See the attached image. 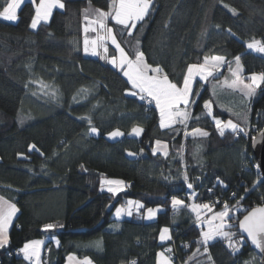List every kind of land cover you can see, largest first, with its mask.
Returning a JSON list of instances; mask_svg holds the SVG:
<instances>
[{
	"label": "trees",
	"instance_id": "trees-1",
	"mask_svg": "<svg viewBox=\"0 0 264 264\" xmlns=\"http://www.w3.org/2000/svg\"><path fill=\"white\" fill-rule=\"evenodd\" d=\"M60 1L64 7L37 29L31 27V0L16 21L0 18V195L19 208L11 240L0 248L2 264H30L20 249L40 238L48 239L42 256L48 264H65L71 253L95 264H156L158 251L171 255L165 250L170 243L160 239L164 227L174 238L175 264H261L247 242L239 249L225 238L205 245L189 205L217 209L227 202L229 229L240 235L239 220L264 203L254 133L245 132L249 122L264 127V85L251 100L230 91L221 107L210 85L197 78L187 125L161 128L156 105L128 93L129 80L108 57L84 51L85 9H109L111 1ZM5 3L0 0V11ZM110 24L130 57L143 53L178 87L189 65L214 55L224 57L226 68L239 56L245 74L264 73V53L246 45L254 38L264 41V0H153L131 35L112 19ZM116 54L110 46L108 55ZM206 101L215 117L234 121L238 130L221 135ZM132 124L142 127L141 135L129 134ZM117 125L123 137L108 138ZM193 129L208 135H185ZM158 140L168 143L167 156L153 153ZM103 176L123 179L125 188L109 192ZM173 197L184 204L174 207ZM128 198L163 209L151 221L139 213L113 217ZM47 224L55 227L45 229Z\"/></svg>",
	"mask_w": 264,
	"mask_h": 264
},
{
	"label": "snow or ice",
	"instance_id": "snow-or-ice-1",
	"mask_svg": "<svg viewBox=\"0 0 264 264\" xmlns=\"http://www.w3.org/2000/svg\"><path fill=\"white\" fill-rule=\"evenodd\" d=\"M23 2L24 0H6L2 11H0V18H4L9 21H16L18 18V10L21 8ZM31 2L35 5V16L31 24L32 28H36L37 23L40 20H47L54 7H64L60 0H39V4H36V0H31ZM149 2L150 0H112L110 11L104 12L102 10H97L98 20L95 23H98L99 28L105 32V36L99 38L101 44L104 40L111 39L112 44L120 53L118 66L123 71L124 76L128 78L133 88L139 90V93L141 94V100L149 97L151 100L155 101L156 107L159 109L160 127L167 128L177 121L180 123H185L189 119V113L187 111L181 112L179 110V105L183 103L185 106H187L190 103H194V101L189 100V96L192 94L193 80L196 76H199L202 80H207L213 75L217 65H220L224 61V58L213 57L210 61L208 57H205L204 63L189 65L188 73L184 77L182 87H178L176 84L170 82L166 74L162 77L159 75H149V72L156 73L161 70L159 68L152 69L150 66L144 64L142 53L137 54L135 61L130 60L127 57L124 49L117 41L113 28L107 27L104 23L106 18L111 17L117 25L125 26L131 35L132 29L136 27V22L143 20L145 14L147 13ZM225 7H228V5H225ZM232 11L235 12V9H232ZM92 43L93 54H98L95 51L97 42L93 41ZM84 45V51L87 53L89 51V41L87 39L84 41ZM247 47L249 49H254L258 52L264 53V44H260L259 42L249 43ZM104 52H107L106 46H104ZM235 60L237 64V70L239 71L240 57L237 56ZM110 62L113 65H117L116 57H112ZM125 66L127 67V70H125ZM233 74L236 75V73ZM249 79L251 83L245 84L242 87L240 86L238 77L231 84H227L226 86L232 89H239L243 96L251 98L253 95H255L256 89L260 88L261 85H264V73H253ZM132 94L136 95L137 93ZM151 100L149 102H151ZM204 107L209 110V115H211V103L206 101ZM215 122L221 135L224 134L225 129H231L233 132H236L239 128V125L233 123L231 120L223 122L219 119H216ZM91 132L95 133L97 132V129L92 127ZM141 132L142 129L139 127H134L132 129V133L136 135H140ZM197 134L201 136L208 135L207 132H203L199 129H193L192 135L195 136ZM110 135L116 137L123 135V133H121L119 130H116L110 133ZM185 135H188V133H185ZM156 144L161 145V141H156ZM35 147V145L29 146L31 150H35ZM164 147H166V145ZM156 151L157 149L154 148L153 153L155 154ZM164 155H168L167 151L164 152ZM184 178L185 180L188 179L186 174ZM109 183L119 185L122 182L109 181ZM188 187L191 188L192 185L189 184ZM108 191L115 193L116 191H119V188L109 187ZM128 204H135L137 210L143 207V205H141L139 202L128 201ZM172 204L175 207L176 205H183L184 201L173 197ZM191 208L194 212H197V210L201 208L210 210V206L207 204H193L191 205ZM16 210L17 209L15 205L7 204L3 202L2 198H0V247L8 243L7 229ZM125 212L127 215L132 214L130 210H127L123 207H118L116 209L115 215L119 217ZM155 214L156 210L151 208L147 209L148 218H152ZM197 214L199 216L198 212ZM217 220L219 223H214ZM228 220H231L230 206L227 204V202H224L223 209L215 213L212 219L208 221L209 231L201 233L203 237V243L206 245L209 240H212L216 236H220L229 241V247H233L235 242L232 240V237L235 235V233L224 231L225 228L233 227L232 224L227 223ZM238 226L242 232L247 233L248 238L251 239L253 244L264 251V206L253 208L251 212L248 213V215L244 216L243 220L239 221ZM44 227L45 229H53L55 225L47 224ZM168 232V228L161 230L160 239L162 241L170 238L166 235ZM197 243H200V241H197ZM41 244L42 241H32L31 243H26L20 251L24 253L25 259L35 260L37 264H39ZM167 251L171 252V249H167ZM205 251H207V248H205ZM158 256L160 257L158 264H171V261L164 256V253H159ZM69 259H71V257H69ZM132 264H135V261H133Z\"/></svg>",
	"mask_w": 264,
	"mask_h": 264
},
{
	"label": "rangeland",
	"instance_id": "rangeland-1",
	"mask_svg": "<svg viewBox=\"0 0 264 264\" xmlns=\"http://www.w3.org/2000/svg\"><path fill=\"white\" fill-rule=\"evenodd\" d=\"M27 1V0H24V2ZM111 1V5H112V0ZM23 2V3H24ZM61 2V1H60ZM22 3V4H23ZM36 4H39L36 3ZM111 5H110V8L109 9H102V8H99L97 6H93V5H90L88 6L84 13H85V23H84V41L87 39L89 41V51L86 53L87 55H91V56H94V57H97L99 55H101L102 57L106 56L108 57V61L109 63H111V59L112 57H116L117 59V65H113L111 63V65L117 67L119 70H121V68L118 66L119 64V59H120V53L119 51L117 50V54L114 55V56H109L108 55V52H109V47L110 46H113L115 47L113 44H112V41L111 39H107V40H104L101 44V41L99 40L100 37H104L105 36V32L103 30H101L99 28V24L98 23H95L97 20H98V11L97 10H102L104 12H108L111 10ZM22 6V5H21ZM153 6V0H150L149 2V8H148V11L147 13L145 14L144 18L149 14L151 8ZM59 6H56L52 9L51 11V14L49 15L48 19L47 20H40L38 23H37V27L36 28H33V29H37L40 25V23L42 22H47L50 20L51 16H52V13L55 9H57ZM19 11V10H18ZM143 18V19H144ZM112 18L111 17H108L104 20V23L106 24L107 27H110V28H113V26L110 24V20ZM114 21V20H113ZM141 21V20H140ZM139 22V21H138ZM136 22V24L138 23ZM87 29V31H86ZM114 30V28H113ZM115 34V32H114ZM116 36V34H115ZM116 39L117 41L119 42L117 36H116ZM93 41H96L97 42V47L95 48V51L98 53V54H93ZM255 42H259L260 44H264V41L260 38H254L250 41H248L246 43V45H248L249 43H255ZM120 44V42H119ZM121 45V44H120ZM85 46V45H84ZM104 46L107 47V52L105 53L104 52ZM122 47V45H121ZM123 48V47H122ZM124 49V48H123ZM248 50L250 51H254V52H257V53H261V52H258L254 49H249L247 47ZM125 51V50H124ZM125 53L127 54V57L132 60V61H135L136 59V56L134 58L130 57L128 55V53L125 51ZM143 54V53H142ZM212 58H209V60L211 61ZM143 63L150 66L152 69H156V68H159L161 70V68L159 66H152L150 64L147 63L146 59H145V56L143 55ZM204 63V62H202ZM201 63V64H202ZM239 64H240V68H239V71L237 70V64H236V60L234 61V63L229 67V68H226V65H225V59L224 61L220 64V65H217L216 67V70L213 72V75L210 76L207 80H203L205 83H208L211 87V91L213 93V95L215 96V99L217 100V104L220 105L221 107H226L224 102L222 101V97L225 95V94H228L229 96H231V92L230 91H233V92H237V93H240L241 95L242 92L239 90V89H232V88H229L227 87L226 85L227 84H231L234 80L237 79V77L239 78V82H240V86L242 87L243 85L245 84H249L251 83L249 77L253 74V73H250V74H245V71H244V67H243V64H242V61H241V58H240V61H239ZM125 70H127V67L125 66ZM122 71V70H121ZM123 72V71H122ZM152 73V74H151ZM233 73H236V75H234ZM256 74H259V73H256ZM149 75H159V76H162L163 75V72L162 71H159V72H149ZM165 75V74H164ZM126 77V76H125ZM127 78V77H126ZM197 78H200L199 76H196L195 79L193 80V83H192V94L189 96V100L190 101H194L195 103V95H194V84H195V81ZM128 79V78H127ZM201 79V78H200ZM169 80V79H168ZM202 80V79H201ZM170 81V80H169ZM130 82V81H129ZM171 82V81H170ZM131 84V82H130ZM258 88L256 89V92H257ZM228 92V93H227ZM256 92H255V95H256ZM128 93H139V90L138 89H135L133 88L132 84H131V88L128 90ZM230 93V94H229ZM255 95H253L251 98H248L246 97V99L248 100H251L253 97H255ZM194 103H190L189 105L185 106L183 103H181L179 105V110L181 112H184V111H187L189 113V119L185 122V123H180L179 121H177L176 123H180V124H183V125H187L188 121L190 120V116H191V112L193 110V107H194ZM155 104V102H154ZM156 105V104H155ZM159 110V109H158ZM208 113H209V110L207 109ZM211 117L214 119V115H213V105L211 104ZM216 119H219L223 122H227L229 120H222L220 119L219 117H215L214 120ZM233 123H235L234 121H232ZM174 123V124H176ZM173 124V125H174ZM236 124V123H235ZM253 125V124H252ZM172 126V125H171ZM217 126V125H216ZM251 126V122L248 123V126H247V130L245 131L248 135H250L251 133L253 135V137L256 135L257 132H260L261 130H256V132L253 131V127L250 128ZM134 127H139L142 129L141 126L139 125H133L131 127L129 131V133L131 135H136L134 133H132V129ZM116 130H119L121 133H123L124 129L121 128L119 125H117L115 128H113L112 130H110L108 133H107V137L110 138V139H117V138H121L123 137V135L121 136H116V137H113L110 135V133L116 131ZM143 130V129H142ZM219 130V129H218ZM205 132V131H203ZM93 133V132H92ZM142 133V132H141ZM140 133V135H141ZM185 133H188V135L186 136H189V135H192V130L189 131V130H186ZM94 134H98V130L97 132H95ZM199 136V134H197ZM136 136H139V135H136ZM252 137V138H253ZM109 181H120L122 183H120L119 185H116V184H110ZM102 183L104 185V188L108 190L109 187H112V188H119V191H116L114 194H117L119 193L120 191H122L124 188H125V182L123 179L121 178H115V177H107V176H103L102 177ZM128 201H133V202H139L141 205H143L142 208H140L139 210H137L135 204L133 205H129L128 204ZM195 205H204L202 203H195ZM118 207H123L127 210H130L131 211V215H127V213H122L121 216L117 217L115 215V212H116V209ZM154 209L156 210V214L152 217V218H148L147 216V209ZM163 209L162 206H148V207H144V203L140 200V199H137V198H128L126 201L122 202V203H119L114 211H113V214L112 216L117 218V219H123L125 217H131L134 213H139V214H142V216L144 217V219L146 221H151L153 219H155L158 215V213ZM223 209V207H220V208H211L210 207V210L209 209H198L197 212L199 213V216L197 214V212H195V215L197 217L196 219V222L199 224V226L201 227L202 229V232H207L209 231V224H208V221H210L212 219V217L215 215V213L221 211ZM134 212V213H133ZM214 223H219V221H215ZM227 223H230L229 220L227 221ZM164 228H168V227H164ZM163 228V229H164ZM224 231H230L232 233H235L234 231L230 230L229 228H225ZM217 238H223V237H220V236H216L215 238H213L212 240H209L208 242H211ZM169 240H172V236L169 238ZM232 240L235 242L234 243V246L232 248H241L245 243H246V240L245 238H243L241 235H238L237 233H235V235L232 237ZM229 242V241H228ZM229 244V243H228Z\"/></svg>",
	"mask_w": 264,
	"mask_h": 264
},
{
	"label": "crops",
	"instance_id": "crops-1",
	"mask_svg": "<svg viewBox=\"0 0 264 264\" xmlns=\"http://www.w3.org/2000/svg\"><path fill=\"white\" fill-rule=\"evenodd\" d=\"M213 57H222V56H218V55H214V56H208V58H213ZM224 58V57H223ZM205 59V58H204ZM204 62V61H203ZM115 67V66H114ZM117 68V67H116ZM118 69V68H117ZM152 74V73H151ZM164 75V74H163ZM162 75V76H163ZM161 76V77H162ZM152 102L154 103L155 101L154 100H152ZM133 125H135V124H132L130 127H129V130L131 129V127L133 126ZM123 134H125V130L123 131ZM130 134V133H129ZM166 145V147H164ZM154 148L155 149H157V151H156V153H161V154H163L164 155V152L165 151H167V153L169 152V146H168V143L167 142H164V141H161V145H157L156 144V142H155V144H154ZM124 185H126V183L124 184ZM0 198H2V200H3V202H5V203H7V204H13V205H15L16 206V212H15V214L13 215V217H12V220H11V223L9 224V226H8V229H7V236H8V243L10 242V240H11V237H12V227H13V225H14V222L16 221V218H17V216H18V213H19V208H18V206L16 205V204H14L13 202H11V201H9V200H7L6 198H4V197H2L1 195H0ZM180 200V199H179ZM195 204V203H194ZM191 205H193V204H190L189 205V208H190V210L192 211V208H191ZM193 212V214H194V216H195V218L197 219V217H196V215H195V212L194 211H192ZM134 213V212H133ZM125 218H129V217H125ZM169 229V232L166 234L167 236H169V237H171V230H170V228H168ZM48 239H44V238H40V239H33V240H30V241H28V242H26V243H31L32 241H42V244L40 245V260H39V264H40V262H41V260H42V256H43V253H44V250H45V247H46V241H47ZM169 239H166V240H163L162 242H167ZM57 241L58 240H56V239H54L53 240V242H54V244H58L57 243ZM7 243V244H8ZM25 243V244H26ZM24 244V245H25ZM6 245V244H5ZM5 245H3V246H5ZM2 246V247H3ZM24 247V246H23ZM22 247V248H23ZM1 248V247H0ZM21 248V249H22ZM20 249V250H21ZM159 253H164V256L165 257H167L170 261H171V264H175L174 263V261L170 258V256L166 253V252H164V251H162V250H160V251H158L157 252V255H156V264H158V261H159V259H160V257L158 256V254ZM21 255L24 257V253L23 252H21ZM69 257H71V259H69ZM25 258V257H24ZM35 261V260H34ZM86 261H87V264H95L89 257H80V256H78V255H76V254H73V253H71V254H69L68 256H67V259H66V262H65V264H86ZM35 264H37V262L35 261Z\"/></svg>",
	"mask_w": 264,
	"mask_h": 264
},
{
	"label": "water",
	"instance_id": "water-1",
	"mask_svg": "<svg viewBox=\"0 0 264 264\" xmlns=\"http://www.w3.org/2000/svg\"><path fill=\"white\" fill-rule=\"evenodd\" d=\"M252 151H253V153L255 155L256 161L259 164L260 174H261V176L263 178V181H264V129L262 131L258 132L252 138ZM260 206H264V203H262V204H260V205H258L256 207H260ZM256 207H253V208H256ZM253 208H251L249 211H247L242 216V218L240 220H243L244 216L248 215V213L251 212V210ZM238 224H239V222H238ZM238 231H239L240 235L243 238H245L246 242L250 245V247L260 254V256H261V264H264V251H262L255 244H253L251 239L248 238L247 233L242 232V230L239 229V226H238Z\"/></svg>",
	"mask_w": 264,
	"mask_h": 264
},
{
	"label": "built area",
	"instance_id": "built-area-1",
	"mask_svg": "<svg viewBox=\"0 0 264 264\" xmlns=\"http://www.w3.org/2000/svg\"><path fill=\"white\" fill-rule=\"evenodd\" d=\"M150 100H151V98H149V97H146V98L144 99V101L147 102V103H149ZM252 127H253V128H252ZM250 128H252L254 132H256V130H257V131H258V130H261V129H259V127H258L257 125H255V124H253V125L251 124ZM254 168L257 169V170H259V172H260L259 164H258L257 161L254 162ZM232 196H235V193H232ZM195 197H196V193L192 194V195H191V201H193V200L195 199ZM218 202H220V201L218 200ZM173 244H174V238H172L170 244L167 246V249H171V252H170V253H171L172 258H177V255L173 252V247H174ZM27 261H28L30 264H35V261H34V260H28V259H27ZM0 264H2V259H1V258H0ZM40 264H48L47 256H46V258H45V261L41 260Z\"/></svg>",
	"mask_w": 264,
	"mask_h": 264
},
{
	"label": "bare ground",
	"instance_id": "bare-ground-1",
	"mask_svg": "<svg viewBox=\"0 0 264 264\" xmlns=\"http://www.w3.org/2000/svg\"><path fill=\"white\" fill-rule=\"evenodd\" d=\"M143 101H144V100H143ZM144 102H145V101H144ZM151 102H152V100H151ZM149 103H150V102H149ZM263 129H264V127L261 129V131H262ZM257 133H258V132H257ZM257 133H256V134H257ZM260 175H261V174H260ZM167 242H169V243H170V242H171V240H168ZM165 250H167V247H166V249H165ZM167 252H168V251H167ZM167 254L169 255V253H167ZM170 258H171V255H170ZM171 259H172V258H171ZM172 260H173V259H172Z\"/></svg>",
	"mask_w": 264,
	"mask_h": 264
}]
</instances>
